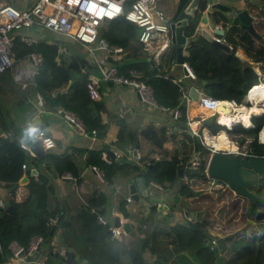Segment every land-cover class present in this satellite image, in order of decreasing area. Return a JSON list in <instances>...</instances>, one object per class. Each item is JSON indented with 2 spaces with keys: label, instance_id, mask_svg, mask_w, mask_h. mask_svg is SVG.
I'll list each match as a JSON object with an SVG mask.
<instances>
[{
  "label": "trees",
  "instance_id": "obj_1",
  "mask_svg": "<svg viewBox=\"0 0 264 264\" xmlns=\"http://www.w3.org/2000/svg\"><path fill=\"white\" fill-rule=\"evenodd\" d=\"M132 1L126 0L125 8H128ZM98 32L110 45H120L129 51L124 58L114 61L118 72L129 75L130 70L137 71L140 78L151 85L155 100L168 109H178L181 113L179 120L187 123L183 84L175 81L171 74L172 64L176 62V46L170 44L160 54L158 60L150 58L138 41L139 27L123 16L103 23ZM184 33L186 37H191L186 44L188 53L184 56V62L191 67L195 81L206 95L215 99L234 100L240 105L245 103L243 99L251 87L264 82V62H259L256 68H252L251 64L244 65L235 56L237 46H232L231 51L227 52L212 48L202 35L192 38L195 33L193 23L185 28ZM32 47L42 56V63L38 66L39 71L34 82L35 90L42 94L46 105L52 102L72 111L89 131L104 130L106 128L103 118L104 102L102 98H91L86 75L72 77L71 70L80 71V64L75 57L57 63L55 60L57 44L39 42ZM31 50L29 46L19 41V37L15 38L12 51L16 58ZM70 80H72L70 87L63 92ZM52 90L56 91L54 96L50 94ZM3 124L5 127L0 129V132L6 130L10 135L4 137L0 134V181L4 182L8 190V201L14 206L16 213L0 208V262L11 257L9 245L12 241L27 247L34 235L46 238L54 226L51 219L58 213L48 204L52 186L44 175L30 176L25 184L20 183L24 174L22 164H28L31 153L20 144L21 128L10 120H4ZM263 125L264 112L251 113L248 124L237 123L230 128L218 123L215 116L209 115L200 120L198 133H201L203 128L212 135L225 130L231 148L236 145L238 153L247 157L263 158L264 142L259 139ZM122 135L123 132L117 134L119 141H122ZM172 136V139L176 138V135ZM132 138L135 136H131ZM137 139L152 143L155 148L164 149V143L169 136L166 135L165 128L157 129L152 125H146L139 130ZM209 153L210 148L200 142L198 149H195L192 137L182 132L175 140L173 153L164 154L158 160L151 159L144 170L134 163L119 165L114 161H111V168L110 163L102 159L101 150H89L86 164L103 168L104 178L110 183L117 173L126 177H142L145 184L148 185L152 181L164 189H171L179 182L175 195L180 199V204L175 208L205 212V221L188 222V229L197 233L212 229L222 234L220 246L210 251L213 254V261L209 264H264V220L254 219L257 212H264V171L240 168L242 177L251 182L247 189L254 195V199L250 202L247 197L235 194L221 179L211 178V182L223 183V186L219 189L210 188V179L205 172ZM42 159L52 163L59 175L64 171L76 174L75 167L67 155L60 157L47 152ZM195 162V172L186 170V167L193 166ZM180 166L184 167L183 180L179 177ZM20 185L26 187L27 195L17 200L15 195ZM103 200V196H100L90 200V204H102ZM124 204L125 200H119L118 207L126 217H129L130 212ZM154 208L156 205H150L148 215ZM137 219L141 221L144 217L138 215ZM82 224L88 242L108 244L109 223H98L97 213L88 212L86 217H83ZM145 234L144 238L141 237L143 238L141 248L136 254L142 258L143 252L148 251L152 256H156L154 262L157 264H170L164 256L168 247L190 244L189 240L180 237V228L177 224L170 222L150 221L147 223ZM88 250L91 251L90 248ZM112 251H115L114 247ZM80 252L95 264V260L86 255L88 252L86 248ZM199 264L205 263L200 260Z\"/></svg>",
  "mask_w": 264,
  "mask_h": 264
},
{
  "label": "crops",
  "instance_id": "obj_2",
  "mask_svg": "<svg viewBox=\"0 0 264 264\" xmlns=\"http://www.w3.org/2000/svg\"><path fill=\"white\" fill-rule=\"evenodd\" d=\"M34 1L35 0H0V3H10L18 8H23L30 6ZM125 1L126 0H124V2ZM173 1L174 0H157V6L167 13ZM230 2L235 4L238 8H246L253 18H256V20L260 19V14H264V0H230ZM218 26L221 27V23H218ZM50 33L52 34L54 32L40 26H34L30 29L17 32L16 37H19V41L25 45L27 44L21 39L22 36L35 40V45L39 42L57 44V55L55 58L57 63L61 60H65L66 58L75 57L80 64V68L85 67L89 73L99 76L97 71V61H101L102 57L106 56L103 52L97 50L91 52L89 46H85L71 37L70 38L76 44L75 48L77 52H70L69 48L62 46L61 41L50 38ZM197 36L194 33L192 38H197ZM219 38L229 44L231 48L235 45V42L232 39H229L227 33H225L224 36H219ZM190 40L191 37H187L186 41L189 42ZM186 44L183 48V57L188 53ZM27 46H29L32 50L17 58L13 54L15 59L13 66L8 69L7 72L5 71L0 73V129L5 127L3 124L4 120H10L19 126L21 131H23L32 126L31 119L34 116H41L43 118L42 124H44L42 130L46 135L51 137L54 142L53 147L44 149V155L47 152L59 155L60 157L67 155L75 167L76 174L72 175L70 171H64L70 172L73 177L62 178L57 173L55 166L52 163H48L47 160L43 159L37 160L35 166L40 172L39 175H44L48 179L50 186H52V191L48 196V204L51 209L58 212L56 216L51 219L52 223L55 224L57 216H61L62 220L69 221L70 224L64 227L58 226L50 237V241L48 243L44 242L47 237H43L44 241L40 243V247L38 251L35 252V256H33V258L25 264H93L90 262V258H85L80 252V250L86 248V245L79 244L77 241L78 234L76 229L79 224L83 225V217H86L88 212L97 213V215L103 216L109 223L108 229H110L111 226H115L116 219L118 220L121 218L125 220L123 226L127 224L131 228V226L136 223L134 219H137L138 215H148L150 205L153 203H144L146 208L143 210V204L140 203V195L142 193L146 194L144 187L147 184L144 183L142 177H126L117 173L112 178L111 183L105 178L101 179L92 170V165L86 164L89 150H101L102 159L110 163V166L112 167L111 161L116 162V160L111 159L108 155H106L107 149L104 147L105 144H109L110 150L114 151L116 158H118V161L116 162L117 164L124 165L134 163L137 164L140 169H144L145 165L149 163L153 157H162L164 154L171 155L175 149V140L182 133V131L178 128L176 120L172 118L171 111L154 110L149 108L142 103L138 94L131 87L99 82L101 92L100 98H102L105 105L103 118L106 122V128L104 129V134L100 137L90 136L88 132L83 134L76 127L71 126L61 114L54 111V106L61 105L54 104L52 102L46 105L45 102L42 107L38 104L36 94L39 92L35 90L34 78L39 71V65L37 66L29 55L34 50L33 47L30 45ZM238 49L242 51L241 48L238 47ZM128 52V50L124 49V51L119 54L112 53V62L111 59L108 61L115 66L114 61L121 60ZM242 52L246 61L251 64L252 62L249 61L247 55L244 51ZM78 73L82 74L81 69ZM171 74L174 79L182 83L183 86H195L200 92H203L199 83L195 81V78L187 76V73L182 65L176 62L173 63L171 67ZM67 89L68 88H64L63 92ZM50 94L54 96L56 91L52 90ZM193 106L194 108L196 107L190 99V102L187 105L188 115L190 114V110ZM199 114L200 110L196 112L195 116L189 117L187 115V117L193 119ZM232 122L236 121L233 120ZM146 125H152L157 129L165 128L166 135L169 136V139L164 143V149L155 148L152 143L137 139L139 130ZM120 132H123V137L121 136L122 141L117 139V134ZM0 134L1 136L8 137L10 132L3 130ZM172 135H176V138L172 139ZM131 136H135V138L131 139ZM137 143H139V147L137 149L136 156H134L133 150L135 149ZM20 144L22 145L21 142ZM31 158L32 155L30 154L28 167ZM142 158L145 159L142 160ZM97 167L101 169V167ZM28 180L29 178L27 181ZM26 182L21 184H25ZM132 183L136 186L139 198L138 200H134L133 198V202H127V197H131V194L129 193V185ZM153 183L157 184L155 182ZM148 185L158 191L159 189H162V187L159 188L150 184ZM164 191L165 190L159 192L156 191L158 194L157 200H155L156 203L160 202L167 205V202L165 201L167 200L165 199L167 194ZM16 192L18 193L15 195L17 200L23 199L27 195V189L23 185L18 186ZM149 194L152 193L149 192ZM100 196H103L104 199L102 204H90V200L99 198ZM8 199V190L5 188L4 182L0 181V208L3 209L7 205H12ZM119 200H125L124 206L129 212L133 205L136 211L133 219H129V217H126L120 211L118 207ZM169 209H164L165 211L163 212L164 214L161 219L169 220L175 224L187 220L183 216L182 210L175 209V211L172 212V210ZM154 213L156 214L155 218L159 220L160 214L157 211ZM171 214L172 217L169 219ZM173 215L175 221L172 220ZM143 224L144 223H142L141 226ZM123 226L122 228L124 229ZM110 238L111 236L109 235V239ZM14 244L18 243L16 241H12L9 245L10 249ZM169 248L170 247H168L167 250H169ZM194 249H191L190 254H188L179 248L178 252L165 257L167 259L166 261L170 264H185L186 262H189V264H199V261L201 260L199 255L200 252L198 253L197 250ZM179 253L184 256H180ZM155 257V255L152 256L147 251H144L142 260L145 264H152L151 261L154 262ZM212 261L213 257L211 262ZM123 262L124 264H130L128 257H125ZM1 263L2 262H0V264Z\"/></svg>",
  "mask_w": 264,
  "mask_h": 264
},
{
  "label": "built area",
  "instance_id": "obj_3",
  "mask_svg": "<svg viewBox=\"0 0 264 264\" xmlns=\"http://www.w3.org/2000/svg\"><path fill=\"white\" fill-rule=\"evenodd\" d=\"M93 5L95 7H92ZM111 5H115L119 11L114 12ZM101 9L103 11H99ZM109 12H114V14L108 15ZM120 16H123L139 27L140 32L138 41L142 45L143 50L149 53L154 60H158L160 54L171 44L169 28L162 23L163 20H166L167 16L163 10L158 8L157 0H133L128 8H125L124 0H35L30 6L23 8H18L10 3H0V73L7 71L13 66L15 59L13 57L12 47L17 32L30 29L34 26H40L51 32L65 33L83 45L89 46L91 52L97 50L106 55L102 57L101 61H97L99 76L89 73L85 67L80 68L81 73L87 76V88L91 98L99 99L101 97L99 82L113 85H125L131 87L138 94L142 103L149 108L171 111L172 118L174 120H179L181 117L180 111L178 109H168L160 105L154 98L151 85L144 82L137 71L130 70V74L125 75L118 72L116 66L111 64L112 53L119 54L124 51V48L120 45H110L104 37L99 35L98 29L102 26L104 21ZM21 39L27 45H35V40L32 38L22 36ZM29 55L37 66L41 64L42 56L40 53L33 50ZM109 59H111V62L108 61ZM183 65L187 76L195 78L191 67L186 62H184ZM183 97L188 105L190 98L184 93ZM36 99L38 104L43 107L45 104L43 96L37 93ZM192 101L201 113L203 112L205 114L207 111V114L204 116L213 115L216 117V121L217 114L220 112V110L217 109L219 105L226 106L225 103H228L231 107L239 106L234 100L220 99L216 101L213 97L206 95L204 92H200L198 99ZM53 109L56 113L61 114L71 126L76 127L83 134L89 132L85 124L72 111L61 106H54ZM187 119V124L191 130L197 133L191 126V121L193 119ZM90 131L93 132V134L96 132L94 129ZM36 138L40 140L44 149L54 146L52 138L46 135L43 130L36 133ZM21 146L27 148L23 144ZM210 150L211 153L214 151L238 153L237 146L234 148L220 149L210 146ZM159 158L160 156L153 157V159L156 160ZM27 168L28 164L23 163L22 169L26 170ZM91 168L101 179L104 178L103 170L95 165H92ZM60 177L72 178L73 176L69 172H63L60 174ZM149 184L161 188L159 184H154L152 181ZM126 200L127 202H132L133 198L129 196ZM97 220L101 224L107 223L106 219L101 215H97ZM124 223L125 220L119 218L118 225L110 227V236L112 239L119 238L122 235L124 231L122 226ZM191 235L194 245L203 246L209 251L215 250L220 246V238L222 237L211 233L197 232H192ZM43 241L44 239L42 236L36 235L30 240L27 247L14 244L11 247V252L12 257L16 259V263L5 260L1 264L28 263L25 262V257L33 258L35 250Z\"/></svg>",
  "mask_w": 264,
  "mask_h": 264
},
{
  "label": "water",
  "instance_id": "obj_4",
  "mask_svg": "<svg viewBox=\"0 0 264 264\" xmlns=\"http://www.w3.org/2000/svg\"><path fill=\"white\" fill-rule=\"evenodd\" d=\"M166 20L162 23L167 25L170 33V43L176 46V63L183 65V48L186 44L187 37L184 33L185 28L191 23L195 24V34L202 35L206 40H208L212 48H218L225 50L227 52L231 51V47L226 42L218 39L219 36H224L227 29L222 28V25L227 23L229 25L234 24L236 21L239 24L245 26V28L254 36L259 37L258 33L255 31V18L249 13L246 8H238L235 4L231 3L230 0H174L170 6L169 11L166 13ZM221 23V27L218 26ZM206 27H203V26ZM235 56L239 60L246 64V58L243 52L239 49L235 51ZM152 58V57H150ZM153 64V62L151 61ZM252 68H256L255 64H251ZM156 67V66H154ZM184 68V65H183ZM185 70V68H184ZM186 71V70H185ZM72 77L79 75L78 72L71 70ZM72 83L70 80L66 86L69 88ZM184 94H186L191 100H197L200 91L195 86H183ZM223 106L219 105L217 109H222ZM264 112V110L262 111ZM42 117L37 115L31 119L32 127L37 129V133L42 130L44 124H42ZM178 128L182 132H187L192 135L195 149H198L199 135L192 132L191 128L184 121L176 120ZM240 123L239 121L234 124ZM90 136L100 137L104 134V130L93 132H88ZM20 142L25 145L30 151L32 158L29 161V167L24 171V175L20 180V183H24L30 176H37L40 172L37 170L35 164L37 160L44 157V147L40 140L35 136H28L26 134V129L20 132L19 135ZM108 155L111 159L118 161L114 151L110 150L109 144L104 146ZM139 143L136 144L133 150L134 156H136ZM240 168H250L256 172L264 171V157H247L241 153H225L222 151H214L208 155L206 159L205 172L208 178H218L223 180L237 195L245 196L251 202L254 199V195L248 191L247 186L251 182L245 180L240 174ZM186 170L195 172L193 166L186 167ZM179 177L181 180L184 179V167H179ZM129 193L134 200H138L139 193L137 192L134 183L129 185ZM159 203H156L158 205ZM159 208L163 207L169 209V207L160 203ZM7 212L16 213L13 205H7L3 208ZM204 210H187L183 209L182 214L188 221H198L204 220ZM256 221L264 220V212H257L254 216ZM69 221L62 220L61 216H57L55 224L51 229L49 235L45 239V243L50 241V237L55 232L58 226L64 227L69 225ZM115 225H118V220L116 219ZM108 233L111 230L108 229ZM40 245H38L35 252L38 251ZM22 254V253H21ZM35 256V253H34ZM30 257H25V262L30 261ZM38 259V258H36ZM38 261V260H37Z\"/></svg>",
  "mask_w": 264,
  "mask_h": 264
},
{
  "label": "rangeland",
  "instance_id": "obj_5",
  "mask_svg": "<svg viewBox=\"0 0 264 264\" xmlns=\"http://www.w3.org/2000/svg\"><path fill=\"white\" fill-rule=\"evenodd\" d=\"M259 17H260L259 20H256V18H255V31L258 33L259 37L251 34L245 28L244 25L239 24L237 21L232 25H229L227 23L222 25V28L227 29L226 33L228 34L229 39H232L235 42L234 44L237 47L241 48L242 51H244V53L247 55L249 61L252 62L251 64H255V65L259 62H264V14H260ZM106 22L107 21H104L103 23L105 24ZM49 36H50V38H54V39L61 41L62 46H64L65 48H69L70 52H73V53L77 52V50L75 48L76 47L75 42L65 33L54 32L52 34L50 33ZM247 64H249L248 61H247ZM260 84L263 85L264 82H262ZM248 96H249V93H247L243 99L245 103L240 104L239 106H244L245 108H247V107L252 105L253 99L251 100L250 98H248ZM255 99H257V98H255ZM246 103H248L249 105ZM257 104L262 108V111H263L264 110V100L259 101ZM261 112H259V113H261ZM202 113L200 112L201 115L199 114L198 116L194 117L193 120L191 121V126L193 129L196 130L197 133H198L199 122L202 119V117H206L204 115L207 114V111L205 114L204 113L202 114ZM187 115H188V113H187ZM188 116L191 117L190 114ZM249 117H250V114H249ZM240 123H242V122H240ZM232 125H234V123ZM232 125L229 127H232ZM222 131L226 135V138H227L226 131L225 130H222ZM219 132H221V131H219ZM184 133H185V135L192 137L191 134H189L187 132H184ZM198 134H199L200 144L205 145L208 148H210L211 144L205 138V135L207 134L211 137H215L218 135V134H216L213 136L205 128H203L201 130V133H198ZM259 139H260V141L264 142V125H263L261 131L259 132ZM224 148H226V147H224ZM227 148H229V147H227ZM210 153H211V150H210ZM195 165H196V162L193 164L194 168H195ZM208 179H210V182H211L212 179L211 178H208ZM210 182H209L210 188H212V189H219L223 186V183H217L216 181H212L211 183ZM178 183L179 182H176L174 187L171 189H164V188L159 189V191L165 190L164 192H166V194H167V196L165 198L167 200H165V201L167 202L168 207H170L169 210H172V212L175 211V209H176L175 207H177L180 204V199L175 195ZM144 189L146 191V194L142 193L140 195L141 196L140 203L143 204V206H142L143 210L146 208L144 203L145 204L153 203L154 205H156L155 200H157V195H158L157 192H159L157 189L151 188L149 185H145ZM149 192H151L152 194H149ZM158 203L160 204V202H158ZM158 205H156V208H154V210L151 214L143 216L144 220L142 219L141 221H139L140 219H134L136 222L135 223L136 225L135 224L132 225L131 228L127 224L124 225L123 226L124 227V229H123L124 233L119 238H116V239L110 238L109 239L108 236L110 234L108 233L107 239H109V241H110V242L108 241V244H105L103 242H98V243L92 244V243L88 242L85 239L86 236H85V233L83 231V227L81 224H79V226L76 229V232L78 234V240L77 241L79 244L86 245L85 247L88 251V252H86L87 253L86 255L91 256L95 260V264H124L123 261H124L125 257H128L130 264H145L143 262L142 258L140 256H138L139 254H136V253L138 251H140L139 249L141 248V240H143V238H144V237L141 238L140 236L146 235L145 230L147 228V223H149L150 221H160V222H170L171 224H175L169 220L161 219L162 215L164 214L163 212L165 211L164 209H166V208H163V207L159 208ZM241 208L242 207H240V209ZM156 211L160 214L159 220L155 218L156 214L154 212H156ZM135 213H136V211L132 205L131 210H130L129 219H133V217L135 216ZM170 217H172V214L169 216V219H170ZM172 220L175 221L174 215H173ZM186 221H181L180 223L177 224V226H178V228H180V237L182 239L189 240L190 244H185L182 246H171L169 248V250H167L168 248L166 250L164 249L165 250L164 256L168 257L169 255L178 252L179 248L188 254H190L191 249L198 248L200 251L198 249H194V250H197L198 253L200 252L199 255H200L201 260L206 264L210 263L212 260V257H213V254H211L212 252H210L205 247L200 248L197 245H194L192 242V240H193V237L191 235L192 232L190 229H188L187 226H188V222H195V220L194 221L186 220ZM142 223H144L143 224L144 227H143V225L141 227ZM204 233H211V234L217 235L219 237L222 236V234H220L219 232L214 231L212 229H206ZM190 239H191V241H190ZM87 247L90 248L91 251H89ZM113 247H114L115 251H112ZM192 255H193V253H192ZM8 260H10L13 263H16V259L14 257H9ZM151 263L157 264L153 261H151Z\"/></svg>",
  "mask_w": 264,
  "mask_h": 264
},
{
  "label": "bare ground",
  "instance_id": "obj_6",
  "mask_svg": "<svg viewBox=\"0 0 264 264\" xmlns=\"http://www.w3.org/2000/svg\"><path fill=\"white\" fill-rule=\"evenodd\" d=\"M249 96L252 101V105L245 108L244 106H230L228 103H225L226 106H223L222 109H219L220 112L217 114V122L220 124L225 125L226 127H229L231 125L230 122L233 120L240 121L243 124H247L249 122V114L251 113H259L262 111V108L257 104L259 101L264 100V84H257L250 88L249 90ZM257 98V99H255ZM215 99V98H214ZM216 101H219L220 99H215ZM198 108L192 107L190 110V116H195L196 112H198ZM253 116V115H252ZM235 123V122H234ZM214 136V135H213ZM205 138L210 142L211 146L220 149L224 147L231 148L232 145L229 144L228 139L226 138V135L221 132L218 133L217 136L211 137L209 135H205Z\"/></svg>",
  "mask_w": 264,
  "mask_h": 264
},
{
  "label": "clouds",
  "instance_id": "obj_7",
  "mask_svg": "<svg viewBox=\"0 0 264 264\" xmlns=\"http://www.w3.org/2000/svg\"><path fill=\"white\" fill-rule=\"evenodd\" d=\"M92 7H95L94 5ZM111 7L114 9V12H118L119 9L115 5H111ZM99 11H103L102 9ZM114 12H109L108 15H113ZM37 133V129L35 127L30 126L26 129V134L30 137L35 136Z\"/></svg>",
  "mask_w": 264,
  "mask_h": 264
}]
</instances>
